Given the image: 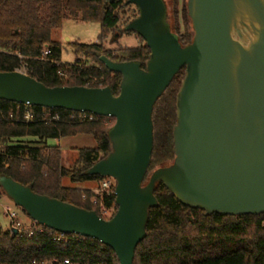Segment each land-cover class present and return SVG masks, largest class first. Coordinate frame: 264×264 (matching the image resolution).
I'll use <instances>...</instances> for the list:
<instances>
[{
	"label": "water",
	"instance_id": "water-1",
	"mask_svg": "<svg viewBox=\"0 0 264 264\" xmlns=\"http://www.w3.org/2000/svg\"><path fill=\"white\" fill-rule=\"evenodd\" d=\"M128 4L138 17L125 32L138 35L151 56L146 70L100 58L122 76L118 96L110 87L50 88L22 72L0 73L1 101L115 120L111 153L89 170L115 181L117 211L111 219L36 194L10 178L0 177V187L32 221L62 235L94 239L119 264H134L150 210L158 206L159 183L182 205L207 215L264 214V0H188L193 40L185 47L170 30L163 0ZM182 69L174 162L143 185L153 152L155 104Z\"/></svg>",
	"mask_w": 264,
	"mask_h": 264
},
{
	"label": "trees",
	"instance_id": "trees-1",
	"mask_svg": "<svg viewBox=\"0 0 264 264\" xmlns=\"http://www.w3.org/2000/svg\"><path fill=\"white\" fill-rule=\"evenodd\" d=\"M128 1L0 0V73L22 72L50 88L110 87L118 96L122 76L110 72L100 58L134 62L146 70L151 56L144 42L137 48H106L109 34H127L126 26L138 17L135 7L130 11ZM163 1L172 34L182 47L189 45L193 30L188 0ZM67 18L100 24L98 43L69 44L75 55L92 62L91 66L61 63L63 46L52 40V32L61 30ZM46 49L50 55L43 58ZM184 76L182 69L155 104L153 152L143 185L154 171L174 162L176 97ZM27 113L33 114L30 121L25 119ZM114 124V119L90 113L80 119L76 112L0 100V177L109 220L117 211L115 187L93 205L92 191L65 187L62 180L100 184L106 179L90 175L89 170L111 153L109 133ZM76 136L92 137L96 147L79 149L73 166L65 167L60 147L49 146L48 141ZM0 192L6 195L1 187ZM155 197L158 206L150 210L146 238L136 249L134 264H264V214L207 215L182 205L162 183L156 186ZM102 204L112 210L110 216L101 213ZM56 236L61 235L40 225L23 236L0 230V264H64L65 260L70 264H119L115 253L94 239L64 235L66 242H57Z\"/></svg>",
	"mask_w": 264,
	"mask_h": 264
},
{
	"label": "rangeland",
	"instance_id": "rangeland-1",
	"mask_svg": "<svg viewBox=\"0 0 264 264\" xmlns=\"http://www.w3.org/2000/svg\"><path fill=\"white\" fill-rule=\"evenodd\" d=\"M168 3L171 4L170 0ZM134 8L130 9V11ZM130 15V12H128ZM123 27V26H121ZM101 33V26L98 23L83 22L79 19L67 18L61 30L52 32V40L61 43L63 46L61 63L64 65H73L77 62L81 66H91L93 63L87 61L85 58L77 57L73 49L69 46L71 43L80 44H96L99 41ZM143 44L141 38L134 33H127L122 36L117 34H109L105 45L107 49L117 48H137ZM49 146L60 147L62 152V163L65 167H72L78 158V150L83 148H95L96 142L90 136H76L60 139V141L50 140ZM62 184L65 187L77 188L80 190L93 191L98 186L96 182H85L80 184L72 183L69 179H63ZM94 195V194H93ZM85 197V196H84ZM83 197V198H84ZM93 200V199H92ZM11 208L17 213L18 218L23 225L28 226L30 224V218L16 207L13 202L0 192V230L9 231L11 228V220L6 216L5 209Z\"/></svg>",
	"mask_w": 264,
	"mask_h": 264
},
{
	"label": "built area",
	"instance_id": "built-area-1",
	"mask_svg": "<svg viewBox=\"0 0 264 264\" xmlns=\"http://www.w3.org/2000/svg\"><path fill=\"white\" fill-rule=\"evenodd\" d=\"M49 55H50V51L48 49H46L43 52L42 57L46 58ZM25 106H28V105H25ZM28 107H31V106H28ZM32 118H33L32 113H27V115L25 116V119L27 121H30ZM55 118H57V117H55ZM72 118L74 119V117H72ZM79 118L84 119L85 113H79ZM112 187H115V181L113 179H110V178H106L100 184H98L96 189L93 191V194H94V198L92 200L93 205L98 204L97 198H100L101 201L104 200L105 195L109 194V191L112 189ZM85 198L86 197H84V199ZM100 210L104 216H110L112 213V210L106 209L103 206V204L101 205ZM5 212H6V216L9 217V219L11 220V228L9 230L11 234H13V230H15L16 235L23 236L27 233H33L37 230V226L39 224H37L36 222L33 221V224L30 222V224L28 226H25L22 224V222L18 218L17 213L14 212L11 208H6ZM60 235L61 236H56L54 238V240H56L57 242H66V239L64 238L66 235L65 236L62 234H60ZM71 236L75 237V235H71ZM32 264H51V263L34 261ZM64 264H70V263H69V261L65 260Z\"/></svg>",
	"mask_w": 264,
	"mask_h": 264
}]
</instances>
